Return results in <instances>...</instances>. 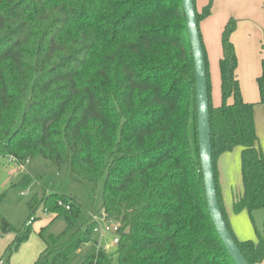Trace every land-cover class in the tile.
Wrapping results in <instances>:
<instances>
[{"label": "trees", "instance_id": "trees-1", "mask_svg": "<svg viewBox=\"0 0 264 264\" xmlns=\"http://www.w3.org/2000/svg\"><path fill=\"white\" fill-rule=\"evenodd\" d=\"M213 1L197 11L199 30ZM237 22L231 17L222 32L218 107L200 34L219 204L249 264H261L264 223L257 241L236 238L217 166L240 147L243 192L234 211L264 209V154L255 103L245 101L237 74ZM257 85L264 107V59ZM0 148L20 163L41 157L90 183L104 179L102 212L119 225L115 248H103L94 240L96 214L81 223L75 197L45 194L29 202L31 223L22 230L0 210V237L15 233L0 264L29 238L38 206L63 216L66 228L34 264H70L92 242L98 248L81 264H237L208 209L183 0H0Z\"/></svg>", "mask_w": 264, "mask_h": 264}, {"label": "rangeland", "instance_id": "rangeland-1", "mask_svg": "<svg viewBox=\"0 0 264 264\" xmlns=\"http://www.w3.org/2000/svg\"><path fill=\"white\" fill-rule=\"evenodd\" d=\"M215 1V0H214ZM213 1V5H214ZM230 1V0H229ZM234 1V0H233ZM209 0H195L196 9L201 12ZM230 11L229 18L234 17L238 23V49L239 76L241 85L246 95L256 94V78L253 71L261 68V55L264 54V0H236ZM213 8V7H212ZM224 7H222L223 9ZM231 12H233L231 14ZM255 43V46H253ZM208 64L211 79L212 103L215 104L216 82L213 65V52L208 53ZM220 95V80H219ZM264 108L255 104V124L258 135L257 146L264 154ZM237 147L228 155H235ZM218 164L219 180L225 189L226 199L231 201L242 193L243 183L241 175V156L231 157L228 161ZM13 160L0 148V193H5L1 205L2 215L13 225L16 230L27 228L31 221L29 202L37 198L40 200L45 194L60 193L75 197L82 206L81 223L86 222L94 214L102 212V194L104 179L98 184L90 183L78 177L67 169H58L51 161L36 157L24 163ZM29 176V181H26ZM29 238L22 244L19 251L13 254L10 264H34L38 256L50 243V237L59 235L65 228L66 222L63 216L45 212L42 206H38L33 214ZM234 235L239 241L258 240V232L263 234L264 209L256 210L250 215L247 210L239 213L231 206L228 215ZM15 233L0 237V256L6 261L8 254L6 248L12 242ZM115 235L106 232L102 237L100 233L94 235V240L106 249L115 248ZM98 248L94 242L87 244L79 251L72 254L70 264H81L85 258Z\"/></svg>", "mask_w": 264, "mask_h": 264}, {"label": "water", "instance_id": "water-1", "mask_svg": "<svg viewBox=\"0 0 264 264\" xmlns=\"http://www.w3.org/2000/svg\"><path fill=\"white\" fill-rule=\"evenodd\" d=\"M183 7L195 63L199 153L208 209L218 234L233 260L237 264H249L232 236L219 204L211 142L210 102L205 53L197 21L195 0H183Z\"/></svg>", "mask_w": 264, "mask_h": 264}, {"label": "crops", "instance_id": "crops-1", "mask_svg": "<svg viewBox=\"0 0 264 264\" xmlns=\"http://www.w3.org/2000/svg\"><path fill=\"white\" fill-rule=\"evenodd\" d=\"M234 1H236V0H234ZM234 1L233 0H230V1L229 0H215L211 15L208 18L204 19L200 23V30L202 33L203 43H204V46L206 48V51H208V53H210V54H211V52H213V57H212L213 65L217 66L216 64H218V68H217L218 71H216L214 69V76H215V82H216V93L214 95L215 104L213 103L214 107L220 106L221 102H222L221 91H220V95H219V89H218L219 80H220V88H221V76H220V70H219V61H220L222 54H223L221 38H222V32L224 30V27H225L226 23L228 22V20L230 19L229 15H230V11L232 9L231 4L234 5ZM222 7H224V8L222 9ZM232 13L233 12H231V14ZM238 38H239V32H238V27H237L236 32L233 34V42L235 44L236 49H238ZM253 46H255V43ZM261 57H262L260 59L261 60V68H257L253 71V77H254V79L256 78V85H257V78L262 73V61L264 59V54H262ZM237 74H238V78L240 80L239 66H238ZM240 83H241V81H240ZM241 89H242V94H243L245 101L250 102V103L259 104L260 95H259L258 85H257L258 91L256 92V94H252V95H250V94L246 95V93L243 90L242 85H241ZM263 113H264V111H263ZM254 116H255V113H254ZM233 151H231V152H233ZM236 152L237 153H235V155L234 154L228 155L230 152H226V153L222 154L218 159L217 166L219 167L218 164H221L222 163L221 161H228V160H230L231 157H234V156L236 158L238 153H240V156H241V150L240 151L237 150ZM218 173H219V171H218ZM219 185L221 188V194H222V199H223V204H224L225 210L227 212V215H230L231 206L233 207L234 201L242 193H240V195L237 197L233 196V199L231 201H228L226 199L227 197L225 194L226 193L225 189H224L223 185L220 183V180H219ZM242 192H243V188H242ZM261 264H264V262H262Z\"/></svg>", "mask_w": 264, "mask_h": 264}, {"label": "built area", "instance_id": "built-area-1", "mask_svg": "<svg viewBox=\"0 0 264 264\" xmlns=\"http://www.w3.org/2000/svg\"><path fill=\"white\" fill-rule=\"evenodd\" d=\"M13 160H15V159H13ZM20 166H21V168H23L24 167V163H21ZM59 205L64 206L63 202H59ZM65 207H66V209H70V206H65ZM93 218L97 222V226L95 228V232L96 233H100V235L102 237L106 234V232H112L115 235L116 231L119 228V225L117 223L107 222L106 221V216H105L104 212H102L101 214L93 215ZM118 242H119V238L116 236L115 239H114V244H117Z\"/></svg>", "mask_w": 264, "mask_h": 264}]
</instances>
